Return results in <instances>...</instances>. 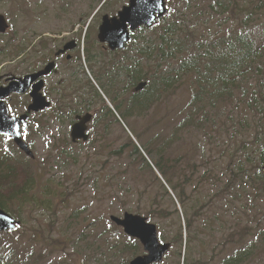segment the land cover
Listing matches in <instances>:
<instances>
[{
    "label": "rangeland",
    "instance_id": "obj_1",
    "mask_svg": "<svg viewBox=\"0 0 264 264\" xmlns=\"http://www.w3.org/2000/svg\"><path fill=\"white\" fill-rule=\"evenodd\" d=\"M102 1L0 0V14L15 27L0 36V82L35 66L38 36L42 35L44 42L52 39L67 12L88 20L94 12L99 17L113 15L128 0H107L99 7ZM212 1L167 0L165 19L155 27L176 21L184 34L223 30L222 17L205 10ZM237 1L247 4L254 14L259 0ZM234 12L237 19L229 16L230 27L240 21L238 10ZM151 32L141 29L135 35L149 39ZM27 40L35 42L29 49ZM87 47L92 63L83 60L85 45L81 43L82 68L51 73L44 94L54 103L52 109L33 114L21 129L20 140L33 152V159L16 147L15 154L0 150V156L14 158H0V196L13 198L10 188L20 186L30 175L27 182L32 190L24 195L28 208L26 204L9 208L15 218V212L22 214L27 208L23 223L12 231L9 242L20 264H128L134 256L128 250L133 239L124 236L109 217L137 210L143 216L146 210L152 211L150 221L157 225L162 241H171L181 232L178 243L182 254L185 239L191 236L184 254L187 264H218L239 246L235 242L242 236L241 247L249 251L244 264H264V187L248 178L256 172L264 149V106L246 107L234 94L212 102L205 90L203 102L193 108L191 97L197 80L190 74L154 96L155 103L147 108L146 99L151 96L132 100V88L125 81L118 82L115 70L120 61L124 64L121 51H103L93 34ZM18 55L27 58L14 62ZM187 58L184 54L163 65L175 69ZM90 67L94 74L101 69L103 82L118 86L116 94L104 93ZM111 99L122 110L116 109ZM26 102V95H16L9 105L17 114ZM81 102L89 105L88 111L94 115L89 140L80 146L69 145V111L79 110ZM65 104L69 106L68 117L63 114L67 113ZM258 118L263 120L257 122ZM9 143L15 145L13 140ZM156 146L185 181L187 211L195 218L190 230L186 231L177 192L155 167ZM7 168H14L10 176H6ZM158 210L164 216H155ZM93 219H97L96 225L89 226ZM232 234L235 238L229 237ZM172 248L177 250L167 253L159 264H177L178 246Z\"/></svg>",
    "mask_w": 264,
    "mask_h": 264
},
{
    "label": "trees",
    "instance_id": "obj_2",
    "mask_svg": "<svg viewBox=\"0 0 264 264\" xmlns=\"http://www.w3.org/2000/svg\"><path fill=\"white\" fill-rule=\"evenodd\" d=\"M235 9L238 10L240 21L238 20L239 23L236 26L230 27L228 26V21L231 20L229 16L235 14ZM205 10L213 15L219 14L222 17V27L226 26L227 28L208 34L196 35L190 31L189 34H184L183 28H177L176 21H173L172 24H167L165 27L158 25L148 28L152 31L149 39L134 35L131 43L120 52L124 57V64L120 61L121 66L115 70L116 76L119 78L118 82L125 81L129 87H132L137 81L146 80V88L135 94L134 98L141 99L151 96L150 99H146L149 100L146 104L147 108L155 103L154 96H159L173 83H180L182 76L190 74H193L197 80V90L191 97L193 108L201 105L205 90L209 91L208 99L212 102L221 101L226 95L234 94L246 107L254 109L264 106V20L260 17L264 11V0L257 2L254 14L247 4H241L237 0H213L205 7ZM234 18L237 19V16ZM164 19H160L157 23L160 24ZM141 29L148 30L143 27ZM184 54L189 58L180 60L175 69H172L170 64H166L164 67V63L179 60L180 56ZM94 76L98 85L104 89V93L116 94L118 86L103 82L100 79L102 77L100 68ZM92 89L99 96L97 90L94 87ZM86 107L89 108V105ZM122 116H125L124 113ZM260 119L258 118L257 122ZM262 134L264 136V128H262ZM153 150L157 154V159L153 158V162L159 172L166 177L171 189L177 192V199L184 208L186 231L190 230L195 218H192L187 211L185 181L180 179L176 166L168 160L166 153L159 146ZM12 151L9 150L7 154ZM147 151L149 154L152 153L148 148ZM262 152L263 156L257 165L256 172L248 174V178L253 183L264 187V170L262 168L264 150ZM0 158L14 159L7 158V156H0ZM13 171L14 168H7L6 176H10ZM29 176L20 186L10 188V192L15 194L13 198L0 196V208L10 213L11 205L20 207L26 204L28 208V202L24 195L27 191L32 190L29 189L27 182ZM24 212L22 214L15 212V214L21 219ZM144 214L150 219L153 218L151 210H146ZM155 216L161 217L164 214L158 210ZM12 236V232L0 233V264H20L14 249L9 248ZM235 236V234L229 235L230 238H235ZM230 238L227 240H233ZM181 240L182 234L179 232V236L172 242L177 243ZM190 240L191 236L186 241L185 249L188 248ZM243 240V236L238 238L235 245L239 246H234V250L218 264H244L249 251H245L241 247ZM128 250L138 253V244L134 242L128 247ZM184 264H187L186 257Z\"/></svg>",
    "mask_w": 264,
    "mask_h": 264
},
{
    "label": "water",
    "instance_id": "obj_3",
    "mask_svg": "<svg viewBox=\"0 0 264 264\" xmlns=\"http://www.w3.org/2000/svg\"><path fill=\"white\" fill-rule=\"evenodd\" d=\"M166 11L164 0H129L128 4L124 5L117 12L116 16H103L102 23L99 27L98 39L101 42L107 43L108 47L112 50L122 49L124 48V44L130 39V32L132 30L140 26L150 27L158 18L163 16ZM6 28V21L4 17L0 15V33L4 32ZM49 71L50 66L41 73L26 75L18 79H11L7 86L0 87V100L10 93L25 92L37 77ZM41 85V82L32 85V90L30 92L32 102L28 106V112L38 111L48 105L39 93ZM144 85L145 83H140L135 88V91L142 89ZM26 118V115L18 119L15 118L14 120L8 117L5 104L0 102V130L8 131L10 135H17L20 123H24ZM90 119V114L78 117V122L74 123L71 128V137L73 140L80 138L85 140L87 138L84 131ZM9 126L15 127L16 132L12 133ZM23 150L27 153L25 146ZM110 219L118 226H121L126 235L138 239L144 251L147 252L144 255L133 258L130 264H151L153 262H159L170 247L169 243L161 244L158 241L156 225L148 222L146 217L125 212L121 218L111 216ZM15 223L16 222L8 214L0 209V231L12 229Z\"/></svg>",
    "mask_w": 264,
    "mask_h": 264
},
{
    "label": "flooded vegetation",
    "instance_id": "obj_4",
    "mask_svg": "<svg viewBox=\"0 0 264 264\" xmlns=\"http://www.w3.org/2000/svg\"><path fill=\"white\" fill-rule=\"evenodd\" d=\"M102 23V17L100 18L99 15L93 16L89 21L85 20V16H73L70 12H67L65 18L61 21L58 30L51 35L52 39H46V42L43 41L42 35L38 36L36 40V49L39 50V56L36 60L35 66L27 69L25 73L21 75H26L30 73H37L42 70L44 67H47L51 64V73L55 72H63L67 68L76 67L82 68V61L79 55V47L81 43H84L85 48V56L84 61L87 63H92V57L90 56L89 48L87 47V42L89 36L93 34V40L101 47V49L108 50L107 44L100 43L97 40L98 28ZM86 25V27H85ZM15 30L13 24H11L8 20V30ZM92 31V32H91ZM4 34H0L3 36ZM13 41V37L11 38V42ZM27 43L30 47L35 44V42H31L27 40ZM19 50V49H18ZM26 54V49H22ZM21 51V50H20ZM23 55V54H22ZM25 61L27 57L17 56L14 58L15 61ZM47 75L44 78V87H43V94L45 93V86ZM10 76L4 77V80L1 84L6 83L7 78ZM39 79L36 80V82ZM47 98V96L44 94ZM52 103V102H51ZM79 112H74L73 117L75 119L78 116ZM76 146H80V142L75 144Z\"/></svg>",
    "mask_w": 264,
    "mask_h": 264
},
{
    "label": "snow or ice",
    "instance_id": "obj_5",
    "mask_svg": "<svg viewBox=\"0 0 264 264\" xmlns=\"http://www.w3.org/2000/svg\"><path fill=\"white\" fill-rule=\"evenodd\" d=\"M9 111H11V109H9ZM14 119H15V117H13V120ZM9 127L11 128V132L12 133L16 132V128L15 127H13V126H9ZM0 134H2L5 137V139H11L12 138V136L9 134L8 131L0 130Z\"/></svg>",
    "mask_w": 264,
    "mask_h": 264
}]
</instances>
